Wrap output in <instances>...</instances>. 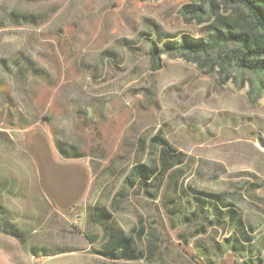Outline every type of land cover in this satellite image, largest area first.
Returning a JSON list of instances; mask_svg holds the SVG:
<instances>
[{"label":"rangeland","instance_id":"rangeland-1","mask_svg":"<svg viewBox=\"0 0 264 264\" xmlns=\"http://www.w3.org/2000/svg\"><path fill=\"white\" fill-rule=\"evenodd\" d=\"M244 13L237 0H0V214L23 231L7 234L0 215V264H200L178 244L195 228L169 227L172 192L156 200L126 185L133 166L158 161L157 136L183 155L178 187L223 195L264 264V75L227 66L226 50L161 53L158 64L150 54L167 36L200 38ZM58 142L83 157L66 158ZM96 208L144 260L97 254ZM232 231L200 239L224 245Z\"/></svg>","mask_w":264,"mask_h":264},{"label":"trees","instance_id":"trees-1","mask_svg":"<svg viewBox=\"0 0 264 264\" xmlns=\"http://www.w3.org/2000/svg\"><path fill=\"white\" fill-rule=\"evenodd\" d=\"M237 4L245 12L241 18H220L209 26L206 34L200 38L185 36L181 41H176L170 40L172 37L167 36L161 49H158L156 45L151 47L150 54L153 61L158 64L161 53L184 55L185 52H189L208 57L212 52L220 54V51L226 50L225 64L227 66L257 77L263 76L264 0H237ZM36 74L44 78L43 74ZM152 141L154 143L152 147L159 150L158 161L155 160L152 165L139 163L133 166L125 180L128 188L136 192L144 191L156 200L164 186L172 192V195L164 196L162 202L167 212L169 227L172 230L182 227L195 228L193 231L187 229L179 231L178 244L183 246L200 264H212L210 255L220 258L230 251L239 256L249 257L245 264H255L254 259L250 257L255 253L256 248L259 252L261 251V245L255 246L253 237L250 236L245 222L234 205L225 203L221 194L207 193L198 189L189 191L184 187H178L174 176L184 164L183 155L161 136L153 138ZM57 148L66 158L83 157L75 147L58 142ZM188 206L192 210L188 209ZM95 211H97L96 221L100 233L90 239L103 242V247L97 251V254L113 262L145 259L144 252L137 249L132 236H126L111 227L112 215L104 209L96 208ZM0 215L3 229H6L7 234L18 239L22 238L23 231L11 223L8 213L4 210ZM226 225L231 226L233 231L228 238L224 239V245L215 243L207 247L200 239L211 228ZM143 234L142 230L139 236ZM260 243L264 248V238ZM258 262L260 263L261 260L259 259Z\"/></svg>","mask_w":264,"mask_h":264}]
</instances>
